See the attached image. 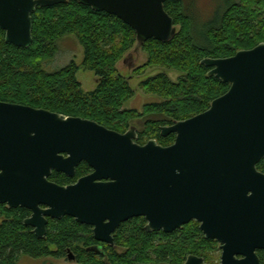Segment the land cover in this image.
Masks as SVG:
<instances>
[{
    "label": "water",
    "instance_id": "1",
    "mask_svg": "<svg viewBox=\"0 0 264 264\" xmlns=\"http://www.w3.org/2000/svg\"><path fill=\"white\" fill-rule=\"evenodd\" d=\"M69 1L0 0L5 41L29 48L37 8ZM76 1L132 28L136 53L148 40L167 43L177 34L168 0ZM201 64L229 90L205 112L163 127V138L175 135L169 146L138 144L136 127L119 133L0 102V204L31 211L25 225L40 240L50 220L70 217L111 247L116 231L134 218H144L148 233L165 234L196 221L207 240L220 244L219 264H262L256 251H264V174L257 169L264 160V42ZM82 163L92 172L75 184L49 180L54 172L74 178ZM184 264L208 263L191 255Z\"/></svg>",
    "mask_w": 264,
    "mask_h": 264
},
{
    "label": "trees",
    "instance_id": "2",
    "mask_svg": "<svg viewBox=\"0 0 264 264\" xmlns=\"http://www.w3.org/2000/svg\"><path fill=\"white\" fill-rule=\"evenodd\" d=\"M217 1L214 15L201 25L196 24L182 0L165 3L166 12L179 30L170 42L151 39L142 45L141 51L149 60L141 69L162 66L183 76L177 84L165 74L143 82L142 89L163 101L146 106L140 116L137 111L124 110L134 91L116 68L136 47L135 31L117 17L76 0L37 8L32 14L33 44L29 48L7 43L0 28V101L80 117L119 133L127 132L133 119L144 118L143 129L137 131L138 144L156 140L162 146L172 145L175 135L163 138V127L205 112L213 100L229 90L228 85L209 77L211 69L201 62L229 58L264 42V0ZM68 35H74L84 49L81 67L98 79L92 92H84L77 79L80 66L75 62L55 72L43 69V63L59 52V41ZM257 168L264 173V160ZM91 172L82 163L74 178L54 172L50 180L68 186ZM29 216L26 209L9 210L0 205V264H17L22 256L61 259L68 250L77 254L79 264H184L190 255L205 260L200 250L215 243L206 240L194 222L171 234L148 233L144 218H134L116 231L114 247L101 245L97 252L88 250L100 245L91 227L70 217L50 220L47 235L40 240L25 225ZM51 246L56 250H50Z\"/></svg>",
    "mask_w": 264,
    "mask_h": 264
},
{
    "label": "rangeland",
    "instance_id": "3",
    "mask_svg": "<svg viewBox=\"0 0 264 264\" xmlns=\"http://www.w3.org/2000/svg\"><path fill=\"white\" fill-rule=\"evenodd\" d=\"M182 1L184 2L185 9L188 10L189 14L194 18V20L197 22L195 23L198 25L208 21L214 15L215 9L219 4V1L217 0ZM178 30L179 28H177V31ZM58 47L59 52L57 55L54 58L44 62L43 69L47 72H55L69 65L71 62H75L78 66H80L77 79L82 84L84 92L89 93L94 91L97 88L98 79L93 72L87 71L81 67L84 60V49L80 45L78 39L74 35H68L59 41ZM134 50L135 49L133 48L127 52L117 63L116 68L118 72L129 81L130 86L134 91V96L127 103H125L124 110L137 111V115L140 116L144 113L146 106L163 101L159 96L150 94L142 89L141 84L151 78H155L160 74H165L172 83L177 84L183 76V73L173 69L154 65L149 66L144 69V71H142L141 68H143L148 63L149 57L144 51H139L136 53ZM130 54H132V58H129ZM144 122V118L137 117L131 121L130 127H136L137 131H141L143 129L142 123ZM194 223H192V226H196ZM50 250L55 251L56 249L55 247L51 246ZM118 251L122 252L124 250L118 249ZM199 254L205 256L206 263L208 264H219L221 262L222 251L218 248L217 243L211 244L210 248L205 247L201 249ZM68 257L69 254L67 253L65 257L61 259H55L53 257L32 259L27 256H22L20 257L18 264H79L77 259L72 261Z\"/></svg>",
    "mask_w": 264,
    "mask_h": 264
},
{
    "label": "flooded vegetation",
    "instance_id": "4",
    "mask_svg": "<svg viewBox=\"0 0 264 264\" xmlns=\"http://www.w3.org/2000/svg\"><path fill=\"white\" fill-rule=\"evenodd\" d=\"M1 102V101H0ZM7 103V102H6ZM12 104V103H11ZM18 105H20V104H18ZM25 106V105H24ZM258 169V168H257ZM259 171V170H258ZM261 172V171H260ZM261 173H263V172H261ZM264 174V173H263ZM50 180V179H49ZM51 181V180H50ZM0 205H4V204H0ZM4 206H6V208L7 209H9L8 207H7V205H4ZM19 208H21V207H19ZM18 209V208H17ZM22 209H24V208H22ZM9 210H11V209H9ZM27 210V209H26ZM27 211H29V210H27ZM30 212V216L32 215V213H31V211H29ZM29 216V217H30ZM28 217V218H29ZM192 222H196V221H192ZM190 224V223H189ZM186 226V225H185ZM199 227H200V225H199ZM29 228H31V227H29ZM33 230V229H32ZM199 230H200V228H199ZM178 231V230H177ZM201 231V230H200ZM174 233V232H173ZM202 233V232H201ZM203 234V233H202ZM205 238V237H204ZM206 239V238H205ZM207 240V239H206ZM211 241H213V242H215V243H217L218 244V248L220 249V244L217 242V241H214V240H211ZM99 243V242H98ZM100 245H97V246H93L92 248H89L88 250H94V251H97V252H99L100 250H101V245H106V244H104V243H99ZM109 246V245H108ZM114 247V246H113ZM67 254H69V259L70 260H72V261H74L75 259H77V256H76V254H74V252H72L71 250H68L67 251ZM256 254L258 255V257L260 258V260H261V262H262V264H264V251H261V250H257L256 251ZM191 256V255H190ZM196 256V255H195ZM189 257V256H188ZM187 257V258H188ZM199 257V256H198ZM202 258V257H201ZM239 258H241V257H239ZM204 259V258H203ZM18 263H19V261H18ZM17 263V264H18Z\"/></svg>",
    "mask_w": 264,
    "mask_h": 264
}]
</instances>
